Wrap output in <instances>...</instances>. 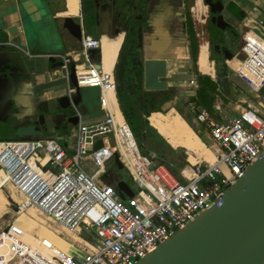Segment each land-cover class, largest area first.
I'll return each instance as SVG.
<instances>
[{
    "label": "built area",
    "instance_id": "1",
    "mask_svg": "<svg viewBox=\"0 0 264 264\" xmlns=\"http://www.w3.org/2000/svg\"><path fill=\"white\" fill-rule=\"evenodd\" d=\"M250 23L243 34L241 52L233 57L237 65L231 64L230 59L227 65L255 94L254 99L235 101L240 111L223 120L193 103L197 119L205 124L218 151L214 152L213 161L203 158L180 169L185 182L167 164L158 161L155 154L151 161L140 149L117 104L114 72L92 57L91 50L101 49L103 39L83 29L81 46L60 54L65 62L61 75L68 82V95L79 117L72 129L76 144L66 147L52 137L0 140V167L3 182L11 183L24 195V203L19 204L22 208L36 207L82 238L83 243L76 242L70 264H136L200 212L210 208L262 155L264 20ZM70 62L75 64L80 88H99L105 114L97 120L86 121L74 102L76 86L70 84ZM223 106L217 93L214 107L222 111ZM100 138L104 146L94 150ZM100 150L110 154L105 158L101 155L97 160L95 155ZM114 154L137 183L133 195H127L126 199H122L113 184L100 183L83 165L87 158L103 165ZM27 250L30 249L11 241L12 258L24 259L26 252H31ZM58 261H49V264H65L61 259ZM30 264L39 263L34 260Z\"/></svg>",
    "mask_w": 264,
    "mask_h": 264
},
{
    "label": "flooded vegetation",
    "instance_id": "2",
    "mask_svg": "<svg viewBox=\"0 0 264 264\" xmlns=\"http://www.w3.org/2000/svg\"><path fill=\"white\" fill-rule=\"evenodd\" d=\"M244 2L245 0H83V23L86 31H92L100 39H103V36L122 38L115 80L123 90L128 91L127 93L131 96L134 104L146 102L147 91L143 88L144 78L142 76L147 59L164 58L168 72L172 67L176 72L179 67L185 66L187 68L186 75L193 74L194 80L184 82L190 85L189 91H195V93L176 95L173 85H170L168 89L154 91L157 102L153 104V106H162L168 101H173L174 106L181 113H184L191 104L198 103L201 91L206 90V83L210 79L206 73L198 71L197 53L195 52V45L196 42H199L197 39H199L200 33L209 35L203 24V21L207 19L203 20L200 17L203 23H198L192 13L193 6L198 5L200 15L204 12L209 19V26L212 27L210 45L219 44L221 46L218 58H213L210 55L214 62L215 71V76H211V80L214 84L216 83L217 89L223 82L221 70L224 63H227L229 59L227 54L231 53L234 57L239 51L241 52L242 37L246 30V23L243 18L232 13L230 5L237 3L242 6ZM233 20L237 23L233 24ZM222 24L225 26L222 27ZM80 29L81 35H77L71 30L68 36L70 35L72 39H77L80 42L83 34L82 27ZM173 44L176 45V48ZM77 45L79 46V44ZM2 49L4 48L0 42V50ZM60 50L61 54L69 51L66 38L62 36V32ZM59 60L60 58L56 60L47 59L45 63L53 64ZM28 72L31 73V71ZM31 74L35 77L34 73ZM4 77H6V72H4ZM24 81L29 83L30 79ZM41 82L37 80L31 82L32 91L26 92L27 98L23 97L21 100L16 98L17 91L13 97L7 98H2L0 93V139L7 140L17 136L35 137L36 139L47 134H56L60 137L62 124L70 128V121L75 117L72 105L68 104L67 101H59V96H57L56 101H53L47 89H40L39 96H36L35 92ZM5 84L10 91L13 89L11 83L6 82ZM1 88L2 85L0 84ZM16 89L18 90V86ZM215 90L213 93L217 94L218 92ZM46 99L49 100V109H51L49 113L43 111ZM82 108L79 105V109L83 110ZM41 113L44 118L43 123H40ZM159 115L164 119L179 121L186 129V133H192L191 128L187 127L186 121L176 110H172L166 115ZM109 164L114 179L117 181L124 180V170H126L124 165H116L117 159L111 160ZM14 191L9 182L0 186V197L7 205L4 210H0V227L16 214L14 211H9L8 207L13 206L15 210L18 207L15 202L21 203ZM22 209L19 211L21 212ZM28 212L31 215L32 213L36 214L31 207ZM36 215L39 217L38 220L45 227H48L45 219L38 214ZM0 255L10 259V256H4L1 253Z\"/></svg>",
    "mask_w": 264,
    "mask_h": 264
},
{
    "label": "water",
    "instance_id": "3",
    "mask_svg": "<svg viewBox=\"0 0 264 264\" xmlns=\"http://www.w3.org/2000/svg\"><path fill=\"white\" fill-rule=\"evenodd\" d=\"M253 3L254 0H245L244 5L248 6ZM199 9L198 5L193 6L192 13L198 20V23L204 22V29L209 32V35L203 34V37L206 38L205 44L208 46L210 55L213 58H218L221 46L219 44L210 45V31L212 27L209 26L207 15L204 12L200 15ZM230 10L240 18L247 13L237 3L231 4ZM200 17L203 20H207L202 22ZM71 20V17L66 18V24L64 25L66 35L71 32L72 28L69 25ZM25 21L26 25L23 24L22 30L26 37L25 43H21L19 37L7 42L21 46L23 51L27 50V48L32 50L29 53L31 59L25 63L36 68L37 71L59 70L54 79L42 81L35 92V95L39 96L40 89H47L48 94L51 96L50 91L53 88L61 86L63 83L68 84L66 78L61 75V69L65 62L61 59V52H58L59 54L55 56L56 51L54 50L35 49L37 40L28 39L31 38V32H33L32 28H30L32 24L29 26L30 22L26 18ZM224 26L222 24V27ZM7 32L6 38L8 39V37L14 34L15 27L7 29ZM80 32L81 29L79 30V35H81ZM66 44L70 46L78 43H72L66 39ZM199 46V42H196V53ZM91 54L93 59L96 60L95 57L99 56L98 49H92ZM37 58L40 59L36 60ZM56 58H60V60L53 64L44 63V59L54 60ZM227 58H233V55L231 53L227 54ZM13 61L16 62L18 60L14 59ZM69 66L71 69L70 84L76 86L74 102L79 104L82 100V93L77 83L74 62H70ZM4 72H6V77H4ZM186 72L187 68L182 66L176 72L169 73L164 58L147 59L142 76L144 78L143 88L145 91L155 94L154 91L168 89L170 82H189L194 80V75H186ZM25 79L35 81L33 75L28 71H21L15 65L13 67H6L4 62L0 61V84L2 85L0 93L2 98L13 97V94L17 91L18 81ZM6 82L13 85L11 91L6 86ZM57 96H59V101H67L68 104L72 105L68 92L66 95L61 96L60 94ZM173 106V101H168L163 106V110L167 112ZM50 110L49 100L46 99L43 111L49 113ZM78 121L79 117L75 115L73 120L70 121V125H76ZM43 122L44 118L41 113L40 123ZM103 146V139L100 138L96 142L94 150H98ZM142 152L151 161L153 160L150 151L143 149ZM116 165L123 166L118 156ZM153 166L154 163L151 164V167ZM0 175H2L1 167ZM117 185L126 195H133V189L125 181L120 180ZM136 264H264V152L246 168L235 183L215 200L210 208L200 212L195 219L178 229Z\"/></svg>",
    "mask_w": 264,
    "mask_h": 264
},
{
    "label": "crops",
    "instance_id": "4",
    "mask_svg": "<svg viewBox=\"0 0 264 264\" xmlns=\"http://www.w3.org/2000/svg\"><path fill=\"white\" fill-rule=\"evenodd\" d=\"M73 1L75 3V6L74 7L68 6V3L70 5V3ZM61 3H62V6H61ZM242 7L244 8V10L247 11V13L242 17L243 21L246 23V29L249 27V25H251L250 23L251 21L264 20V0H254L253 4H249L248 6H245L243 4ZM67 17L78 19L80 23L79 25L80 27H82V31L83 29L85 30L84 23H83V0H0V31H1L0 41L4 43V44L2 43L4 49L0 50V61L4 62L6 67H13V65H15L21 71H31V73L35 74V77H34L35 80L39 82L54 79V77L59 73L58 69L47 71V72H39L36 70V68L32 67L31 65H26L25 62L31 59V57L29 56V53H31L32 50L27 48V50L23 51L21 49V46L16 45L11 42H7V41H10L16 37H19L21 39V43H25L26 37L23 34L22 30H23L24 25H26L25 23L26 22L25 18H26L30 22L29 26L31 24L33 25V27L32 25L30 26L33 32H31V38H28V39H32L33 41L37 40L35 49L49 50V51L54 50L56 51L55 56L58 55L59 54L58 52H61L60 50L61 49V32H62V36L68 39L70 42L72 43L77 42L79 44V46L77 44L68 46L69 51L77 49L81 46L82 39L79 42L77 39L76 40L74 38L72 39V36L70 37L66 35L65 33L66 31H64L65 30L64 25L66 24ZM232 23L236 24L237 21L233 20ZM13 27H15V32L13 35L8 37L7 39L6 38V35L8 34L7 29H10ZM105 38L106 40L104 41V37H103L102 48L98 49L100 60H99V56H96L95 58L98 61H100L103 65H105L107 69L108 68L111 69L115 75L116 67L120 60V51H121L120 45L122 42V38L120 37L119 38L105 37ZM174 48H176V45L174 46ZM7 58L9 59L6 60ZM14 59H17L18 61L14 62L13 61ZM39 59L40 58H37L36 60H39ZM46 60L47 59H44V63L46 62ZM105 60L107 64L105 63ZM230 63L236 66L238 62L236 59H230ZM224 64H227V63H224ZM227 69L225 70V75L223 76V82L224 80H226L227 84L231 85L230 91L227 92L224 88V85L223 87L221 86L224 83L220 84L219 88L215 90L216 92H218V94H220V98L224 102L223 110L218 111L214 107V103L216 99L215 93H214V98L212 101L213 108L211 110L207 108L209 111H211L212 115L218 120L226 119V117H230L234 114H237L240 111V109L237 108L238 105L235 103V101L250 99L249 96H243L242 94V91H243L242 82L243 81L229 67H227ZM173 72H175V69L171 68L169 73H173ZM214 72L215 71L213 68V74L212 75L207 74V76L211 79V76L212 77L215 76ZM31 82L33 81L30 80L29 83H25L24 80L18 81V90H17L18 94L16 95L17 96L16 98H18V100L19 99L21 100V98L23 97L27 98L25 95L26 92L32 91ZM184 83L185 82H182V83L170 82L169 85H173V88L176 91V95L180 93L181 94L195 93V91L191 92V91H186L184 89H181V87H184ZM117 85L118 84L116 82V98H117L116 100H117V104H119V108L121 112L124 114L121 108V103H120L119 96H118ZM82 88L84 87H81V93H82ZM50 94H51L50 97L52 98V100L56 101L57 94H54L53 92H51ZM99 96H100L99 88H98V95L95 98H93L90 102H83V96H82V100L80 101L78 106L81 105V107H83L82 108L83 110L81 111L83 113V118L86 121L97 120L105 114L101 108ZM194 104L202 106L199 103H194ZM164 105H166V103ZM164 105L162 106L159 105L161 107V110L153 111L147 117L149 120L150 128H152L155 133L159 132V134H161L164 137V139L173 147L174 154L181 153L184 156L185 160L188 161V163L190 162L195 163L203 158L213 161L215 159V154L213 150L208 146V144L203 140L201 136H199V134L193 128V126L199 128L201 133L203 131L208 132V130L205 128V124H202L197 119L196 112L192 107L193 104H191L190 107H187V111L183 113L184 116H186V118L175 106H173L167 112L164 111L163 110ZM171 110H176V112L186 121L188 126L195 133V135L201 140V147L196 148L198 150V153H197V156H195L194 158L191 157V152L185 146L175 145L170 139V137L167 134L163 133L159 129V127L156 126L152 121V116L154 114L166 115ZM187 116L190 118H187ZM187 119L189 120L191 124L188 122ZM150 123L157 129V131L150 125ZM74 126L75 125H70V129L72 130ZM190 134H193V133H190ZM208 134L210 135L209 132ZM42 137L57 138L67 147V144L62 136L59 137L56 134L55 135L47 134V135H43ZM159 138L161 139V137ZM182 150H186V153L184 154ZM105 151L106 150H100L98 153L102 155V157L105 158L110 154V152H107V151L105 152ZM150 152L156 155L155 151H150ZM190 157L193 159V161ZM125 158L127 160L128 157L125 155ZM0 200H2L1 197H0ZM2 203L3 205H5V207L7 206L3 201ZM21 216H24V218L27 219V221H29L30 219H34L38 221L41 224L39 228V232L44 239L48 240L54 237L56 241L61 240V243H62L63 238L60 237V234L58 232H56L55 230H51L48 227H45L38 219L33 217L28 212V210L27 212H24L23 210H21V215H19L18 217H21ZM9 222L10 221L2 225L1 228L5 227ZM4 233L6 235L8 231ZM51 233H54L55 236H52ZM56 236H57V239H56ZM69 242L71 244L72 243L76 244L77 240L73 238V240ZM54 257H57L58 259H61L62 261L65 260L63 259V256L62 254H60L59 251H58V254H56Z\"/></svg>",
    "mask_w": 264,
    "mask_h": 264
},
{
    "label": "rangeland",
    "instance_id": "5",
    "mask_svg": "<svg viewBox=\"0 0 264 264\" xmlns=\"http://www.w3.org/2000/svg\"><path fill=\"white\" fill-rule=\"evenodd\" d=\"M71 7L75 6L74 1L70 3ZM79 20L72 18V20L70 21L69 25L72 28L71 30L75 33H77V35H79ZM94 36H98L95 33H93L92 31H86ZM243 40V37H242ZM240 54V51L237 53V55ZM105 59V58H104ZM99 60H100V56H99ZM106 63V60H105ZM107 64V63H106ZM174 68V67H172ZM190 85L187 84L186 82L184 83V87H181V89L187 90L189 91ZM242 94L243 96H249L251 99H254L255 94L250 90V88L244 84L242 82ZM53 92L54 94L57 95H66L68 92V84L67 83H63L61 84V86L55 87L53 88L50 93ZM233 93V92H232ZM234 94V93H233ZM98 95V88L96 87H84L82 88V96H83V102H90L93 98H95ZM187 118H190L187 116ZM134 122H136V120H133ZM186 124V123H185ZM150 125L157 131V129L150 123ZM188 127V124H186ZM134 132V131H133ZM153 129L150 128V126H145V130L143 132H134L136 138H137V142L138 145L140 147L141 150L145 149L144 147L148 146V137L150 136L151 133H153ZM155 133V132H154ZM159 133V132H158ZM195 134V133H194ZM193 134H190V136H192ZM203 137L208 138L207 140L211 143V149L213 150V152H217L218 151V145L217 143L210 137V135L208 134V132L203 131L202 132ZM61 136L63 137V139L65 140L67 146H72L76 144L77 138L76 135L73 133V131L64 124L61 125ZM43 138V137H40ZM45 138V137H44ZM13 140H22V139H35V137H14L11 138ZM192 140V139H191ZM113 142V140H112ZM190 145H188L186 148L191 152V157L194 158L195 156H197L198 150L196 149V146L192 144V142L189 140L188 141ZM184 152V154L186 153V150H182ZM118 156L117 154H114V157ZM101 158V155L99 153H97L95 155V159L99 160ZM95 159L94 158H87L83 161V165L84 167L92 173V175L100 182V183H109L112 184L114 182L113 179V175L111 174L112 169L111 167H109V161H105L103 163V165H97L95 163ZM106 170H102L103 168ZM176 176L177 178L182 181L185 182L183 176L180 174V171L177 170L176 172ZM4 178H3V174L0 175V184L3 185L5 182H3ZM128 185H130V187L132 189H136V180L134 178V176L131 174V172L129 170H124V180ZM11 184V183H10ZM11 188H13L16 193V197H18L21 201V203H16L15 205H17V209L14 210L15 207L13 206H9L8 209L9 211H14V217L11 218L10 220V225L8 227V224L0 229V234L6 232L9 228L14 227V223H15V219L21 215V212L19 211V209H22V207L19 204L24 203L25 199H24V195L21 193V191L19 189H17L14 185L11 184ZM117 192L120 194V196L122 197V199H126L127 195L126 193H124L123 191H121L120 189L117 188ZM1 206H0V210H4L6 207L5 205H3L2 201L0 200ZM32 208V210L34 211V213L38 214L39 216L43 217L45 219L46 225L51 229V230H59L58 233L60 234V237H62L63 241L61 243L60 241H56L54 239V237H52L51 239L48 240H44L48 241L50 244H52L56 250H53V252L51 251V253L49 252V250L44 247V251L47 252V255H52L55 256L56 254H58V251L60 252V254H62L63 256V260L62 262L65 264H70L71 263V256L66 255V251H74L76 248L69 242L71 240H73L74 235H76L77 237H80L79 235H77L76 233H72L69 232L67 229H65L64 227H62L61 225H59L57 222H55L52 218L42 214L36 207L33 206H25L23 207V211L27 212V210L29 208ZM26 220V219H25ZM27 222V221H26ZM16 230V229H15ZM30 231V230H29ZM67 231V232H66ZM34 232V231H33ZM73 235V236H72ZM81 238V237H80ZM69 240V241H68ZM11 241H17L19 242V244L26 246L28 249L27 251H31V252H26L25 254V258L21 259V261L19 260L18 263L16 264H30V261H34L36 260L39 264L43 263V264H49V261L51 262H57L58 258L57 257H52V259H49L47 256L45 257V261H47L48 263H45L43 261V257L41 256V250L36 249V247H31L30 245H28L27 243H25L24 241H22L21 239H19V237H17L14 234H11L10 232L6 233V235L4 234V238L0 239V253L4 256H10L11 255ZM78 243H83L82 239L77 240ZM59 244V245H58ZM41 245L40 241L38 240V243L36 244V246ZM77 246V243H76ZM32 254H34L35 256H33ZM38 256V257H37ZM57 258V259H56ZM14 262V261H12ZM51 264V263H50Z\"/></svg>",
    "mask_w": 264,
    "mask_h": 264
},
{
    "label": "trees",
    "instance_id": "6",
    "mask_svg": "<svg viewBox=\"0 0 264 264\" xmlns=\"http://www.w3.org/2000/svg\"><path fill=\"white\" fill-rule=\"evenodd\" d=\"M68 6H70L69 3H68ZM227 67H228L227 64H224L222 66V70H221L222 77L225 75V70L227 69ZM222 83H224L222 85H224L225 90L229 92L231 85L227 84L226 80H224V82ZM215 84L213 83L211 79H209V82L206 83L207 85L206 90H204V92L201 91L200 100L198 101L200 105L208 108L209 110L213 108L212 101L214 98L213 91L216 89ZM117 91H118V96H119V100L121 103V108L124 112V115L127 121L129 122L131 126L132 131L143 132L145 130V126H149V120L147 117L151 114V112L156 111V110H161V107L159 105L153 106V104L157 102V96H155V94H153L152 92L147 91L146 96H145L146 102L145 103L138 102L137 104H134L131 96L127 93L128 91L123 90L121 86L119 85H117ZM184 117L186 118V116ZM133 120H136V122H134ZM152 121L156 126L159 127V129L163 133L167 134L170 137V139L175 145H182V146L187 147L188 145H190L188 142L190 140L192 144L196 146V148L201 147V140L194 134L193 131H192L193 133L192 136H190V133H186L187 132L186 129L179 121L175 119H171V120L164 119L159 114H154L152 116ZM193 128L199 134V136L203 138V140L208 144V146L211 147L212 145L207 140L208 138L203 137L200 129L195 126H193ZM159 137H161V139ZM148 139H149L148 146L144 148L148 151H155L156 159L158 161H161L167 164L174 172H176L177 170L180 171V169L184 168L185 165L188 164V161L185 160L184 156L181 153L174 154L173 147L164 139V137L161 134L151 133ZM9 140H13V139H9ZM116 159H117V156L114 157V155H112L108 161L110 162L111 160H116ZM112 184L116 188H118V185H117L118 181L116 179H114V182ZM24 216L18 217L15 220L14 227H12L11 229H14V230L16 229V231L17 229H20V231L25 232V234L34 235L40 241V244L41 245L44 244V246L49 250L50 253L51 251L53 252V250H56V248L52 244H50L48 241L44 242V240L46 239H44L39 232V228L41 224L34 219H30L29 221H27V219L25 220ZM51 235L55 236L54 233H51ZM3 238H4V233L0 234V239H3ZM66 255L71 256L72 252L66 251ZM47 257L49 259H52V257L54 256L49 254L47 255Z\"/></svg>",
    "mask_w": 264,
    "mask_h": 264
},
{
    "label": "bare ground",
    "instance_id": "7",
    "mask_svg": "<svg viewBox=\"0 0 264 264\" xmlns=\"http://www.w3.org/2000/svg\"><path fill=\"white\" fill-rule=\"evenodd\" d=\"M200 34H201L200 37H199L200 46H199V49H198V52H197V67H198V71L200 73H206V74L212 75L213 74V61L210 58V52H209L208 46H207V44H205L206 43V38L203 37V33L202 32ZM105 40H106V38L104 37V41ZM232 59H234V58H232ZM0 147H1V144H0ZM127 160H128V163L131 165L130 159L127 158ZM192 161H193V159H192ZM32 215L36 219H39V217L36 214L32 213ZM7 231L8 232L10 231L11 234L16 235L17 237H19V239H21L22 241H24L25 243H27L31 247H36V249L41 250V255L43 257V261L45 263H48L47 261H45V257L47 256V252H45L43 250L44 249V247H43L44 245L36 246V244L38 243V239L34 235L25 234V232L20 231V229H17V231H15V230L9 228ZM58 231L59 230H57L56 232H58ZM69 232H71V231H69ZM72 233H76V232H72ZM56 239H57V236H56ZM74 239L80 240L82 238H80V237L78 238L76 235H74ZM72 245L75 248H77L75 243H72ZM72 253H73V251H72ZM11 260H15V261L11 262ZM19 260L15 259V258H12L11 256H10V259L3 258L0 255V264H16V263H18Z\"/></svg>",
    "mask_w": 264,
    "mask_h": 264
}]
</instances>
